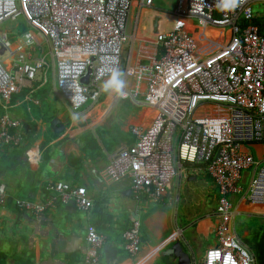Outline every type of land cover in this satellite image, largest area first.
<instances>
[{"label": "built area", "instance_id": "obj_1", "mask_svg": "<svg viewBox=\"0 0 264 264\" xmlns=\"http://www.w3.org/2000/svg\"><path fill=\"white\" fill-rule=\"evenodd\" d=\"M137 0H0V26L23 17L48 42L57 70V89L77 111L101 98L103 82L119 70L122 47L128 42L126 25ZM151 7L154 0H138ZM264 0H243L233 12H221L216 0H178L170 30L156 36L158 58L152 65L129 69L148 78L144 102L157 111L151 126L133 128L135 143L121 150L107 169L112 182L128 179L134 200L160 201L176 175L175 164H203L218 189L215 216L216 245L203 264H256L253 253L239 238L231 199L243 193L244 171L255 169L250 199L264 203V159L256 160L243 146L264 143V29L254 23L252 6ZM229 29L224 47L202 56L189 28ZM24 47L13 53L9 37L0 35L1 50L11 61L10 73L0 60V101L9 108L24 82H34L45 69L33 60L34 39L23 37ZM214 47V46H213ZM88 83L81 79L87 74ZM125 86L120 96H126ZM21 124L9 113L0 116V147L20 146ZM175 140V141H174ZM177 145V151L175 150ZM258 171V175L256 173ZM43 204L16 199L15 206L36 216L75 204L80 212L92 207L85 188L57 183L46 188ZM9 195L0 184V208ZM140 224L125 232V251L140 249ZM85 264H100L104 240L93 229L86 235Z\"/></svg>", "mask_w": 264, "mask_h": 264}, {"label": "crops", "instance_id": "obj_2", "mask_svg": "<svg viewBox=\"0 0 264 264\" xmlns=\"http://www.w3.org/2000/svg\"><path fill=\"white\" fill-rule=\"evenodd\" d=\"M134 11L138 18L131 32H127V22L129 47L126 58L123 54L127 43L122 47L119 66L128 94L120 96L119 92L103 91L98 102H88L77 111L57 89L56 64L48 42L28 24L32 32L26 33L33 34L34 39L29 52L33 60H43L46 67L34 82H24L9 108L0 101V114L9 113L19 121L23 137L20 146L0 147V184L5 185L9 195L0 208V264H85L86 235L90 229L104 240L99 252L100 264H164L162 253L175 241L181 242L193 264V252H189L191 247L183 232L193 227L199 236L215 235L218 189L201 168L181 165L176 170V203L184 200L182 212L188 220L181 225L174 213L164 209L175 178L160 201L146 197L134 200L128 179L112 182L107 178L112 158L135 143L133 128H149L157 114L155 108L144 102L148 77L138 72L127 75L128 70L152 65L159 56L156 36L170 30L175 20L174 11L143 6L138 0L130 15ZM188 30L193 32L203 57L215 51L216 44L224 47L231 39V31L226 29L190 27ZM3 35L9 37L13 53L24 47L19 34ZM3 63L10 73H15L10 58ZM54 120L64 126L63 132L57 133L51 127ZM242 148L256 160L264 159V143ZM245 172L240 181L242 189L248 178ZM61 182L85 188L92 202L90 210L80 212L75 204H70L36 216L15 206L16 199L45 203L49 198L46 188ZM231 199L236 210L235 226L238 216L251 220L242 235L237 232L247 245L243 239L261 229L258 227L259 221H264V203L251 201L250 195H244V189ZM189 201H192L190 207ZM134 221L140 224L141 244L138 254L132 257L124 249V234Z\"/></svg>", "mask_w": 264, "mask_h": 264}, {"label": "rangeland", "instance_id": "obj_3", "mask_svg": "<svg viewBox=\"0 0 264 264\" xmlns=\"http://www.w3.org/2000/svg\"><path fill=\"white\" fill-rule=\"evenodd\" d=\"M176 2H177V0H155L153 7L158 8V9H162L166 12L171 13L172 11H174V8H175L174 6H175ZM252 8H253L255 13L264 14V5H262L260 3H256L252 6ZM137 18H138V13L136 11H134L133 13H131V15H129L127 32H131L133 30V26H134ZM29 30H30V27H29L28 23L22 17V18L15 20V21H9V22L4 23L0 27V35H3L5 32H13L14 34H19L20 36L23 37L24 36L23 34H25V35L31 34V33H26V32H32ZM226 30H229V29H226ZM31 35H33V34H31ZM36 36L38 38H40V36L38 34H36ZM125 47H126V51L123 54L124 58L127 57V48L129 47L128 43L124 46V49H125ZM8 58H9L8 55H4L3 57H0V60L3 62L5 60H8ZM49 79H50L49 85L51 87L52 86L51 75H50ZM254 144H257V143H254ZM247 145H253V144H247ZM175 150L177 151V145H175ZM190 165H193L194 167L197 166V167L201 168L200 170L205 172V165H203V164H190ZM182 167H186V166L182 165ZM176 170L177 171L179 170L177 164H175V171ZM257 172L258 171H256V173ZM254 173H255L254 168L247 170L245 172V175H247L248 178L244 184L245 188L243 187L244 195L250 194V191H249L250 181H251ZM257 175H258V173H257ZM174 178L175 179L173 181V184L171 185V188H170V184L168 186V189L170 188V190H169L170 196L168 198L169 200L166 202V205H164V209L166 211H169L170 213H174L175 218L178 220V224L181 225V223H185V221H188V220L185 219L183 212H182V208L184 207V203H183L184 200L179 199V201L176 203V175ZM187 185L189 187H193L189 184H187ZM182 197H184V195H182ZM190 206H192V201H189V207ZM215 221H216V219L213 218V222H215ZM250 221L251 220L247 219L245 216H238L236 219V230H237V232L242 235V232L244 230L246 223H248ZM259 222L261 223V226L258 228H261V229H257L256 231L260 232L261 234H264V221H259ZM183 234H184V237L187 239L189 246L191 247V249L188 247L189 252L190 253L193 252V258H194L193 264H203L206 251L210 247L215 246V244H216V235L209 234V235H200L199 236L194 232L193 227L187 228L183 232ZM139 235H140V232H139ZM249 239H251V236L249 237ZM157 264H159V263H157Z\"/></svg>", "mask_w": 264, "mask_h": 264}, {"label": "water", "instance_id": "obj_4", "mask_svg": "<svg viewBox=\"0 0 264 264\" xmlns=\"http://www.w3.org/2000/svg\"><path fill=\"white\" fill-rule=\"evenodd\" d=\"M3 55L4 51L0 49V57H2ZM89 73L90 70H87V74L81 79V82L83 84L88 83ZM51 127L57 133H61L64 130V126L58 120H54L51 123ZM162 257L164 259V264H192L190 255L186 251H184L183 245L180 241H175L174 244L169 247V249L162 253Z\"/></svg>", "mask_w": 264, "mask_h": 264}, {"label": "clouds", "instance_id": "obj_5", "mask_svg": "<svg viewBox=\"0 0 264 264\" xmlns=\"http://www.w3.org/2000/svg\"><path fill=\"white\" fill-rule=\"evenodd\" d=\"M243 2V0H216L215 7L221 12H233ZM122 74L117 69H113L109 78L103 83L102 90L106 92L118 93L124 87V82L121 78Z\"/></svg>", "mask_w": 264, "mask_h": 264}, {"label": "trees", "instance_id": "obj_6", "mask_svg": "<svg viewBox=\"0 0 264 264\" xmlns=\"http://www.w3.org/2000/svg\"><path fill=\"white\" fill-rule=\"evenodd\" d=\"M254 23L258 25L260 28L264 29V14L255 13ZM182 165L186 166L190 164L183 163ZM205 176H207V178H211V176L208 173H205ZM243 240L249 246L251 252L253 253L256 264H264V234H261L260 232L255 231L251 235V239H249L248 237V238H244ZM140 243H141V237H140Z\"/></svg>", "mask_w": 264, "mask_h": 264}]
</instances>
